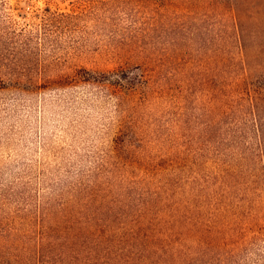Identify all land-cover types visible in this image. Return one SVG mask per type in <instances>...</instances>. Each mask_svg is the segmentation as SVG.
I'll use <instances>...</instances> for the list:
<instances>
[{"label":"rangeland","instance_id":"374dc122","mask_svg":"<svg viewBox=\"0 0 264 264\" xmlns=\"http://www.w3.org/2000/svg\"><path fill=\"white\" fill-rule=\"evenodd\" d=\"M238 1L264 28V0ZM192 12L211 43L192 41ZM232 15L231 0H0V264L84 200L188 218L192 264H264V51L240 48Z\"/></svg>","mask_w":264,"mask_h":264},{"label":"trees","instance_id":"16d2710c","mask_svg":"<svg viewBox=\"0 0 264 264\" xmlns=\"http://www.w3.org/2000/svg\"><path fill=\"white\" fill-rule=\"evenodd\" d=\"M231 4L235 20L232 32L237 44L242 49L257 38V48L264 51V28L241 25L239 20L248 15L239 8L238 0H231ZM197 17L199 14L192 12V41L202 38L211 43L218 33L212 34L210 25H197ZM241 61L248 66L247 61ZM19 79L13 78L18 85ZM250 96V110L253 116H259L264 82L255 83ZM62 210L59 217L38 218L35 235H22L20 239H33L35 248L9 251L11 260L7 264H192V255L180 254L177 249L192 230L188 218L172 212L156 213L151 206H137L126 215L122 206L93 204L88 200L64 205Z\"/></svg>","mask_w":264,"mask_h":264}]
</instances>
